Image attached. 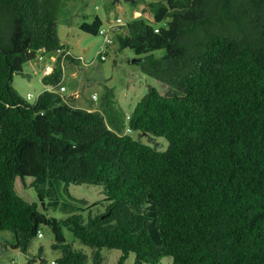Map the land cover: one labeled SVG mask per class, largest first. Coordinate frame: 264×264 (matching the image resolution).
I'll use <instances>...</instances> for the list:
<instances>
[{"label": "trees", "instance_id": "1", "mask_svg": "<svg viewBox=\"0 0 264 264\" xmlns=\"http://www.w3.org/2000/svg\"><path fill=\"white\" fill-rule=\"evenodd\" d=\"M164 0L154 21L137 18L118 34L122 48L147 56L145 70L167 86H149L123 121L140 136L164 137L166 150L113 128L98 110L73 107L45 90L34 103L13 85L39 52L66 47L51 0H0V231L28 251L42 227L51 228L59 264H89L67 243L63 227L93 249H119L115 264H264V0ZM211 3V1H210ZM210 6V5H209ZM203 20V21H202ZM206 21L188 37V28ZM103 21L83 22L98 34ZM63 73L47 79L55 87ZM34 178L41 201L63 205L48 216L18 194L17 177ZM103 187V201L54 198L70 184ZM45 209H48L45 207ZM88 211L87 217L84 212Z\"/></svg>", "mask_w": 264, "mask_h": 264}, {"label": "rangeland", "instance_id": "2", "mask_svg": "<svg viewBox=\"0 0 264 264\" xmlns=\"http://www.w3.org/2000/svg\"><path fill=\"white\" fill-rule=\"evenodd\" d=\"M55 6L58 20V34L67 49L70 50L72 57L63 62L57 61L59 52L56 50L42 52L45 60L38 58L32 60L27 74H15L13 85L21 96L27 99V93L30 92L33 97L28 100L34 103L40 93L46 89L55 93H61L66 102L71 105L79 106L84 109H94L100 111L108 123L113 127H119V130L125 131L123 121L131 113L135 105L148 91L149 86L157 87L161 93H165L167 86L155 77L150 76L145 70L147 56L160 57L165 53V49L155 50L146 54L138 55L132 48H122L117 35H128L126 24L137 18H145L151 25L159 27L154 21V4L162 3L164 0H51ZM211 1V3H210ZM208 1L207 7L203 8L205 16L208 14L212 18H217L215 10L217 0ZM210 5V6H209ZM96 16H99L105 28L116 22L117 18H122L125 24L120 27V32L113 35L114 42L108 47L106 59H102L100 51L103 46V37L100 34L85 32L80 28L83 22L92 23ZM203 21V20H202ZM206 21L193 24L188 28V37H194L195 30H203L208 25ZM41 52H39L40 54ZM56 66L63 73L62 85L66 91L61 92L59 87H55L45 79V65ZM59 92H58V91ZM75 95V97H71ZM135 138H141L143 142L150 143V139L161 144L160 150H166L168 141L164 137H151L147 135L140 136L138 131H132ZM34 178L25 177L22 180L17 177L15 188L19 195L30 203H37L38 208L47 213L48 216L58 219L66 218L68 215L63 209V205L58 207L49 206L48 202L53 198L46 196L45 204L41 201L36 187L33 185ZM54 198L61 202L65 198H71L84 204H90L95 201H103L105 194L103 187L96 184H70L65 187L62 185ZM107 201H103L93 208L94 212L103 211ZM47 207L48 209H45ZM84 216L87 217L88 211ZM67 243L74 249L82 250L88 258L89 264H92L93 249L83 244L67 227H63ZM43 236H38L30 243L27 252L14 248L11 243L14 242V234L10 230L0 231V264H59L58 259L62 256L60 249L53 248L55 242L54 234L50 227H42ZM7 244L5 248L4 243ZM102 253L105 256L103 264H115L122 251L119 249L103 248ZM136 254L131 252L125 261V264H134ZM151 264V263H145ZM156 264H173L172 256H164Z\"/></svg>", "mask_w": 264, "mask_h": 264}, {"label": "built area", "instance_id": "3", "mask_svg": "<svg viewBox=\"0 0 264 264\" xmlns=\"http://www.w3.org/2000/svg\"><path fill=\"white\" fill-rule=\"evenodd\" d=\"M124 24H125V22L123 21V19L119 17L116 19V22L109 25L108 28H105L104 26L100 27L98 34H100L103 37V46H102V49L100 51V55H101L102 59H106L108 47L111 44H113V42H114V37H113L114 33L118 34L121 31L120 27L123 26ZM155 30L158 31L159 27H157ZM56 51L59 52V55L57 57V61H59V62H63V60L68 59L69 57L72 59H77V60L81 59V57L80 58L72 57V54H71L70 50L67 49V47L56 49ZM40 52L41 53L38 54L37 58L39 60H45L44 54L42 53L43 51H40ZM56 67H57V65L52 66L51 64L47 63L45 65V70H44L45 75L50 76V75L54 74ZM62 79H63V76L61 78L60 83L56 86V87H59L61 92L66 91V87L62 85ZM56 87H54V88H56ZM32 97H33V95L31 93L27 94L28 100H30ZM131 132H132L131 128L127 127L125 129V133H131ZM38 236H43L42 230L38 231Z\"/></svg>", "mask_w": 264, "mask_h": 264}, {"label": "crops", "instance_id": "4", "mask_svg": "<svg viewBox=\"0 0 264 264\" xmlns=\"http://www.w3.org/2000/svg\"><path fill=\"white\" fill-rule=\"evenodd\" d=\"M49 77H50V76H47V79H48ZM46 90H50V89H46ZM66 90H67V89H66ZM28 93H30V92H28ZM28 93H27V94H28ZM60 95H61V93H60ZM61 96H62V95H61ZM71 97L73 98V97H75V95H71ZM62 99L66 102L65 97L62 96ZM66 103H68L69 105H71L69 102H66ZM71 106H73V107H79V106H75V105H71ZM79 108H80V107H79ZM93 110H94V109H93ZM7 244H8V243H6V242L4 243L5 248H7Z\"/></svg>", "mask_w": 264, "mask_h": 264}, {"label": "water", "instance_id": "5", "mask_svg": "<svg viewBox=\"0 0 264 264\" xmlns=\"http://www.w3.org/2000/svg\"><path fill=\"white\" fill-rule=\"evenodd\" d=\"M115 2L119 1V0H114ZM131 1H134V0H131Z\"/></svg>", "mask_w": 264, "mask_h": 264}]
</instances>
